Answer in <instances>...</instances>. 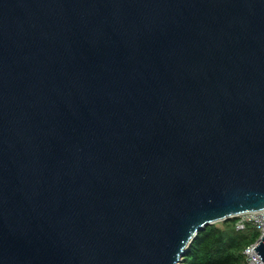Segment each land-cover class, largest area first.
I'll list each match as a JSON object with an SVG mask.
<instances>
[{
	"label": "water",
	"instance_id": "obj_1",
	"mask_svg": "<svg viewBox=\"0 0 264 264\" xmlns=\"http://www.w3.org/2000/svg\"><path fill=\"white\" fill-rule=\"evenodd\" d=\"M262 209L264 0H0V264H182Z\"/></svg>",
	"mask_w": 264,
	"mask_h": 264
},
{
	"label": "trees",
	"instance_id": "obj_2",
	"mask_svg": "<svg viewBox=\"0 0 264 264\" xmlns=\"http://www.w3.org/2000/svg\"><path fill=\"white\" fill-rule=\"evenodd\" d=\"M236 220L233 217L204 227L190 243L182 264H247L243 250L260 232L251 226L238 231Z\"/></svg>",
	"mask_w": 264,
	"mask_h": 264
},
{
	"label": "built area",
	"instance_id": "obj_3",
	"mask_svg": "<svg viewBox=\"0 0 264 264\" xmlns=\"http://www.w3.org/2000/svg\"><path fill=\"white\" fill-rule=\"evenodd\" d=\"M237 217L235 228L238 231L245 230L246 227L251 226L259 230V238L245 247L243 254L247 264H264L261 257L257 254L254 248L260 243L261 237L264 236V209L253 212H246Z\"/></svg>",
	"mask_w": 264,
	"mask_h": 264
}]
</instances>
